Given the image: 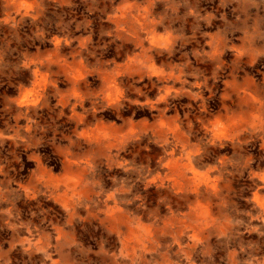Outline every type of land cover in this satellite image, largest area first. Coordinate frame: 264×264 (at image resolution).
<instances>
[{
    "label": "clouds",
    "instance_id": "clouds-1",
    "mask_svg": "<svg viewBox=\"0 0 264 264\" xmlns=\"http://www.w3.org/2000/svg\"><path fill=\"white\" fill-rule=\"evenodd\" d=\"M0 264H264V0H0Z\"/></svg>",
    "mask_w": 264,
    "mask_h": 264
}]
</instances>
